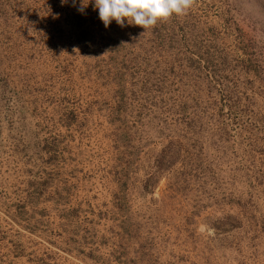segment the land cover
Wrapping results in <instances>:
<instances>
[{
    "label": "rangeland",
    "instance_id": "374dc122",
    "mask_svg": "<svg viewBox=\"0 0 264 264\" xmlns=\"http://www.w3.org/2000/svg\"><path fill=\"white\" fill-rule=\"evenodd\" d=\"M82 6L0 0V264H264V0Z\"/></svg>",
    "mask_w": 264,
    "mask_h": 264
},
{
    "label": "clouds",
    "instance_id": "9594fccd",
    "mask_svg": "<svg viewBox=\"0 0 264 264\" xmlns=\"http://www.w3.org/2000/svg\"><path fill=\"white\" fill-rule=\"evenodd\" d=\"M87 3L78 11L83 12ZM67 3V0H62ZM192 0H94V8L99 10V18L105 27L113 20L121 27L128 24L142 26L145 30L156 25L160 19H166L172 14L183 15L191 7Z\"/></svg>",
    "mask_w": 264,
    "mask_h": 264
},
{
    "label": "crops",
    "instance_id": "0c3cea01",
    "mask_svg": "<svg viewBox=\"0 0 264 264\" xmlns=\"http://www.w3.org/2000/svg\"><path fill=\"white\" fill-rule=\"evenodd\" d=\"M43 165H44V163H43Z\"/></svg>",
    "mask_w": 264,
    "mask_h": 264
}]
</instances>
